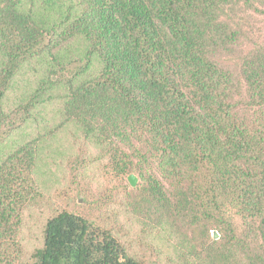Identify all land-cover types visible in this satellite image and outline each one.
I'll use <instances>...</instances> for the list:
<instances>
[{"label": "trees", "instance_id": "trees-1", "mask_svg": "<svg viewBox=\"0 0 264 264\" xmlns=\"http://www.w3.org/2000/svg\"><path fill=\"white\" fill-rule=\"evenodd\" d=\"M263 32L264 0H0V264H264ZM62 140L111 226L42 194Z\"/></svg>", "mask_w": 264, "mask_h": 264}, {"label": "rangeland", "instance_id": "rangeland-1", "mask_svg": "<svg viewBox=\"0 0 264 264\" xmlns=\"http://www.w3.org/2000/svg\"><path fill=\"white\" fill-rule=\"evenodd\" d=\"M262 37L264 38V32ZM19 137L21 139L22 135ZM72 145L73 142L62 140L61 144L51 146L49 149L46 146L43 151H47L46 156L41 159L42 171L39 170L38 173L41 192L48 203L59 208L55 210L64 209L81 215L89 219L95 226H111L113 223L111 220L116 211L111 209V204L114 193L118 192L117 189H121V186L116 189L118 182L114 181L110 170L105 168V165L98 167V172L95 174L85 173L82 169L81 172H78L74 166L79 146L75 149ZM126 183L130 185L128 178L124 181V184ZM104 199L106 203L102 207ZM47 206L46 209H48ZM39 235L38 223L26 224L23 238L28 250H31V245L35 243Z\"/></svg>", "mask_w": 264, "mask_h": 264}, {"label": "water", "instance_id": "water-1", "mask_svg": "<svg viewBox=\"0 0 264 264\" xmlns=\"http://www.w3.org/2000/svg\"><path fill=\"white\" fill-rule=\"evenodd\" d=\"M128 181H129V184H130L131 187H135L137 181H136V178L133 175H130L128 177ZM212 236H213L214 239L218 238V235L216 233H213Z\"/></svg>", "mask_w": 264, "mask_h": 264}]
</instances>
